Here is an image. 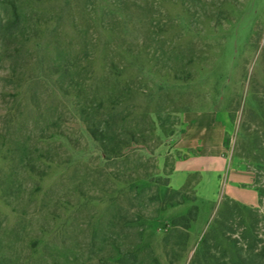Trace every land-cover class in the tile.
Returning <instances> with one entry per match:
<instances>
[{"label":"rangeland","instance_id":"1","mask_svg":"<svg viewBox=\"0 0 264 264\" xmlns=\"http://www.w3.org/2000/svg\"><path fill=\"white\" fill-rule=\"evenodd\" d=\"M131 1L126 8L122 0H0V264H116L118 252L104 239L131 238L141 229L147 247L128 264H152V256L158 264H189L224 196L264 213L247 161L237 155L249 146L247 112L264 100V0H225L211 9L216 20L200 15L198 1L193 18L162 4L153 7L151 19L140 17L147 13L144 4ZM142 24L157 32L176 25L174 35L191 47L188 79L173 81L132 63L126 50L141 43ZM95 77L105 100L133 86L137 103L151 112L140 127L163 124L153 158L144 163L160 182L176 156L166 154L172 143L166 141L180 131L183 112L212 110L227 119L220 195L195 200L198 216L174 262L162 238L169 220L192 202L158 211L149 200L152 180H138L136 188L108 178V172H130L140 146L132 144L112 162L103 157L80 112L91 109ZM158 159H164L161 167ZM193 180L186 184L190 191ZM141 188L131 202L122 193L135 197ZM138 209L149 216L143 226L131 222Z\"/></svg>","mask_w":264,"mask_h":264},{"label":"trees","instance_id":"2","mask_svg":"<svg viewBox=\"0 0 264 264\" xmlns=\"http://www.w3.org/2000/svg\"><path fill=\"white\" fill-rule=\"evenodd\" d=\"M138 1L144 4V9L147 10V13H142L141 18L144 16L151 19L153 7L162 4L177 5L183 13L193 18L196 14L192 5L195 6L194 3L198 1L202 10L200 15L206 19H212L214 16L215 20L219 14L213 13L211 9L221 8L225 2V0H211L210 3L205 0ZM131 2L133 1L122 0V4L126 8L133 4ZM206 5H210L212 13H207ZM13 7L16 13L15 5ZM175 27L176 25H170L168 29H159V32H157L158 30L142 24L140 28L141 43L137 45L135 50H126L127 53H131L132 63L141 68H150L149 72L156 75L165 74L167 78L173 81L188 79L190 73L187 66L191 63L192 57L187 55V50L191 51V47L182 34L174 35V32L178 30ZM158 50L160 52L156 54ZM166 53L167 55H165ZM92 83L94 85V98L91 109L82 108L80 112L88 133L98 144L103 157L112 162L124 158L127 153L126 150L132 144L140 146L136 149L138 152L134 153L135 159L130 172H127V170L108 172V178H111L114 182L123 185L129 184L130 186H133V183L136 184L138 180H152L156 185V190L149 197V200L158 204V211L182 205L187 201L192 202L185 213L169 220L168 225H166L167 231L162 238L166 256L170 262H174L185 250L189 237L188 229L198 216V205L194 203L197 197L193 186H191L192 191L188 190L186 184L179 189L170 187L168 175L172 169V164L162 182L147 171L148 168L144 166V163L151 162L153 150L161 140L159 135L156 134L157 125L163 133L164 127L163 124L158 123L156 125L154 123V127L150 128L140 127V121L145 117H149L147 115L151 112L148 107L143 106L142 102L137 103L136 90L133 86L128 84L123 88L124 94L122 96L119 93H113L108 96H115V99L108 98L109 100H105L98 95L99 88L96 77L92 79ZM156 103L159 105L158 102ZM136 112L140 114L138 119H134ZM247 113L250 117L243 123V130L247 132L249 146L245 153L241 152L237 155L247 161L245 166L253 176L252 185L263 200L264 187L259 186V179L264 177V100L261 99V102L258 103L257 111L253 109ZM159 118L157 115V119ZM134 120H136V123H134ZM251 122H254V126H256L254 129H251ZM150 123H153V120H150ZM167 134L173 135V131L171 130ZM151 137L152 140L156 139L153 144L150 143ZM135 187L138 188V185L136 184ZM143 192L144 189L141 188L135 194V197L131 196L129 192L122 193L126 196V200L131 202L133 199L141 197ZM138 212L141 213H137L136 220L131 222H138L140 226H143V220L149 219V216L145 215L141 209H138ZM127 222L129 221H126V228H131L132 225L127 224ZM143 232L144 230L141 229L131 238L125 236L104 239L111 248L118 252L114 261L116 264H128L129 258H132L133 263L138 262L139 250L147 247L143 243ZM151 262L152 264H158L153 256ZM189 264H264V213H261L258 208L243 205L232 198L224 196Z\"/></svg>","mask_w":264,"mask_h":264},{"label":"crops","instance_id":"3","mask_svg":"<svg viewBox=\"0 0 264 264\" xmlns=\"http://www.w3.org/2000/svg\"><path fill=\"white\" fill-rule=\"evenodd\" d=\"M227 119L216 111H187L181 115V129L170 137L166 154L176 152L168 175L173 189L183 187L194 177L193 190L200 201L219 197L221 179L227 170L224 139ZM164 159H158L161 167Z\"/></svg>","mask_w":264,"mask_h":264}]
</instances>
